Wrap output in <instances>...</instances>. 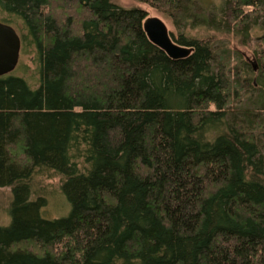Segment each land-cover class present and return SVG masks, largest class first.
Returning <instances> with one entry per match:
<instances>
[{"label":"trees","instance_id":"trees-1","mask_svg":"<svg viewBox=\"0 0 264 264\" xmlns=\"http://www.w3.org/2000/svg\"><path fill=\"white\" fill-rule=\"evenodd\" d=\"M137 1L179 31L261 27L259 67L183 31L192 52L173 60L144 10L111 0H0L36 64L34 84L0 77V264H264V0H222L220 18Z\"/></svg>","mask_w":264,"mask_h":264},{"label":"rangeland","instance_id":"rangeland-1","mask_svg":"<svg viewBox=\"0 0 264 264\" xmlns=\"http://www.w3.org/2000/svg\"><path fill=\"white\" fill-rule=\"evenodd\" d=\"M112 2L116 3L120 7L131 9V8H140L144 10L147 14V17H159L165 24L170 33L175 38L179 35V32H184L188 37L209 42V44L217 51L220 60V53L226 57L224 60L227 63L231 70H235L238 68L237 65H241L242 61H246L251 66V63H256L258 65L260 46L258 42L259 36L263 34V30L261 27L253 28L246 38L239 34L238 32H225L219 31L215 29H211L205 25L199 26H182L181 30L179 31L178 28L173 24L170 18L164 16L160 12H158L153 7L149 6L146 3L139 2L137 0H111ZM196 4L201 8L200 13L201 17H210L216 16L220 18V12L222 10V0H195ZM6 14L0 12V21L11 19L6 18ZM12 26L16 28L19 34H23L24 31L22 30V26L19 24V21L12 22ZM184 27V28H183ZM172 37V36H171ZM173 39V38H172ZM25 48V47H24ZM224 52V54L222 53ZM261 58V57H260ZM35 54L33 52L24 53L21 55L20 63L18 64L17 68L11 75L20 76L25 78L30 84H34L36 81V64L34 62ZM262 59V58H261ZM256 78V75L253 76V79ZM254 93V92H253ZM253 93L250 96L242 95L241 101L239 103L233 104L232 109L236 107L234 111L235 114L241 112V109L245 107H251L250 99L254 98ZM47 189H51V194L49 196V201L46 205L45 210L47 211V215L50 217H55L57 214L64 212V204L57 200L58 199V178L50 179L46 181ZM10 200V195L4 189H0V225L7 224L9 217L7 213L8 203ZM66 210V209H65Z\"/></svg>","mask_w":264,"mask_h":264},{"label":"water","instance_id":"water-1","mask_svg":"<svg viewBox=\"0 0 264 264\" xmlns=\"http://www.w3.org/2000/svg\"><path fill=\"white\" fill-rule=\"evenodd\" d=\"M142 28L148 40L173 59L189 56L192 48L177 44L171 37L166 24L159 17H146ZM21 48L20 37L15 28L0 22V76L13 72L18 64ZM257 69L256 63H251Z\"/></svg>","mask_w":264,"mask_h":264},{"label":"flooded vegetation","instance_id":"flooded-vegetation-1","mask_svg":"<svg viewBox=\"0 0 264 264\" xmlns=\"http://www.w3.org/2000/svg\"><path fill=\"white\" fill-rule=\"evenodd\" d=\"M10 25V24H9ZM12 26V25H11ZM12 27H14V26H12ZM15 28V27H14ZM15 30H16V28H15ZM16 32L18 33V35H19V37H20V34H19V32L16 30ZM20 42H21V48H20V53H19V60H18V64L20 63V58H21V50H22V41H21V37H20ZM18 64H17V66H18ZM17 66H16V68H17ZM15 68V69H16ZM15 71V70H14ZM13 71V72H14ZM12 73V72H11ZM11 73H9V74H6V75H1L0 77H3V76H8V75H11Z\"/></svg>","mask_w":264,"mask_h":264}]
</instances>
